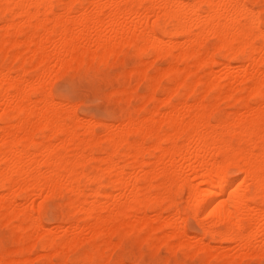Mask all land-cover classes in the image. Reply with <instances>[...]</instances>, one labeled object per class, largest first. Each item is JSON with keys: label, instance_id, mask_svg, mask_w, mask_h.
I'll list each match as a JSON object with an SVG mask.
<instances>
[{"label": "bare ground", "instance_id": "6f19581e", "mask_svg": "<svg viewBox=\"0 0 264 264\" xmlns=\"http://www.w3.org/2000/svg\"><path fill=\"white\" fill-rule=\"evenodd\" d=\"M262 13L264 0H0V220L16 242L0 264H27L36 247L47 264H81L70 251L84 242L79 259L111 264L107 249L129 234L206 262L264 255V105L253 104L264 88ZM125 46L153 57L123 72L149 89L141 111L101 135L94 117L74 114L76 101L73 110L56 99L51 80ZM159 59L166 66L150 73ZM125 86L111 90L132 98L136 84ZM223 99L237 107L219 115ZM59 195L54 229L44 216ZM226 241L239 252H225Z\"/></svg>", "mask_w": 264, "mask_h": 264}, {"label": "rangeland", "instance_id": "374dc122", "mask_svg": "<svg viewBox=\"0 0 264 264\" xmlns=\"http://www.w3.org/2000/svg\"><path fill=\"white\" fill-rule=\"evenodd\" d=\"M259 7H261V6H258V8ZM212 42H214V39L210 38L208 40V43L210 44ZM152 58L153 57L150 55L149 56L148 55H143V56L137 55L134 52L133 48H131L129 46H125L123 49H121V51L119 52V54L117 56H114L112 59H110L107 62H95L92 65L73 67V69L72 68L63 69L64 71L63 70L56 71V74L58 73L59 77L57 75H54V73H53L54 78H52L53 76H51L50 78H52V80H54V82L49 78L51 80V83H53V85L51 84L52 90H51V88H50V90L52 91L53 95L56 97L57 100L58 99L60 101L64 100V102H67L69 100L67 102L68 104L66 103V105H68L67 106L68 108H70V105H71V107H73L71 109L75 110L74 106L76 108V105L73 106L72 102H74V104H75V101H76V104H79V105H77L76 110L73 111L74 114L76 116H78V114H79V116H80L79 118L82 120H84L83 118L86 117L85 121L87 120V118L89 120H91L92 117H94L93 120H94V123L96 122V124H97L96 125L97 126V132L98 133L101 132V135H102V133H104L103 131L105 129V124H109L110 122L117 123L121 120L122 115L125 112L135 111L138 109L139 100H140L141 96L144 95L149 89V81L148 80L140 81L142 79H140L137 75L134 74L132 76H129V75H127V73L133 66L142 63L144 61V59L149 60ZM159 64H161V65H159ZM165 64H167L166 59L157 60L155 65L150 69V73L155 72L154 70H156L159 67H165L166 66ZM219 68L220 67L218 66L217 69H219ZM125 69H126V71H125ZM65 70H66V73L63 74V72H65ZM123 72H127V73L123 74ZM91 75H92V78H91ZM126 75L129 76L130 78L126 77ZM56 76H57V78H55ZM124 76L126 77L125 81L127 83L124 81ZM96 79H98V80H96ZM132 79H134V80H132ZM164 80L162 81V87H164L168 84V81L167 80L164 81ZM132 81L136 84L135 87L133 86L134 83ZM49 83H48V85H50ZM120 86L122 88H120ZM123 86H125L126 88L131 87V86L134 87L135 92H134L132 98L123 97L120 94H119L120 96H118V93L117 94L114 93L115 91H113V90L115 88H112V87H116L117 88L116 90L118 92V91H120V89H123ZM48 87H50V86H48ZM109 89H110V91H109ZM111 89H113V90H111ZM134 95H135V98H137V99H135V98L133 99ZM159 95H161V97L164 96L162 92L159 93ZM118 97H119V99H118ZM120 97L124 98L123 100H126V102L124 103L122 101V98L120 100ZM223 101H220V103L217 104V106H218L217 113L219 115L228 114V113L234 111L233 109H236L237 106L235 104H233L231 101H229V100L226 101L224 99H223ZM226 103H228V104L231 103V104L228 106V104H226ZM156 104H157V100L150 101L147 105V109L154 107ZM117 107H118V109H116ZM228 108L232 109V111L227 110ZM225 110H226V112H225ZM139 111H141V110H139ZM77 112H78V114H76ZM118 114H120V115H118ZM82 115H84L85 117ZM115 115H116V117H115ZM87 116H89L91 119ZM118 116H120V117H118ZM100 121H103V123H101ZM114 121H116V122H114ZM103 136H104V134H103ZM64 197L66 199H64ZM178 199H180V200H178ZM66 200H67V195L55 196L52 200H50L48 208H47V212L44 216L45 223L47 224L48 227H51V228L53 227L54 229L57 228V226H53V224L55 223L54 225H57L60 223L61 217H62V209H63V206H64ZM177 201L179 203V206L182 207L185 203L184 196L179 193L177 195ZM53 207H56L57 209H55ZM188 220L189 221H187V223H186L188 231L190 233H192V232L193 233H199V231L201 230V227H200L199 223L197 222V220L193 217H189ZM13 230H14V228L12 226H10V224L4 222L3 220H0V250L3 248L8 249L10 247L11 248L15 247L16 242L13 240V234H14ZM115 236L116 237L114 239L117 240L119 235L117 237V234H115ZM6 239H8V241ZM10 240H12V241H10ZM214 243H216V244H214ZM212 244L221 245L220 243H217L214 241H212ZM232 244L233 243L230 241L223 242L222 245L226 246L225 252L230 251V253H231V251H232V253L233 252L238 253L239 251L238 252L235 251L236 249L233 248L234 244H233V246H232ZM162 245H164V246H162ZM153 247L155 248V244L151 245L149 243H142L135 237V235L129 234V235L125 236L122 244L116 246V248L113 246L110 247V249L108 248L106 251V255L108 256V254L110 253L109 254V255H111L110 259L113 258L112 260H117L120 256L125 255L124 257L126 259V262L127 263L129 262L128 264H142V262H147V264L148 263L151 264V262H153V261L158 262L157 264H164L166 262L169 264H173V262H176V261H179L180 264H184V262H187V261H189L188 264H210V263L211 264H250V262H253L251 264H260V261L264 260V255H262L260 257L259 255L253 256L254 254L253 255L247 254L249 256L241 259L242 255L240 256V254H239L240 252H239L238 254H235L234 256L225 257L226 259L222 258V257H219V258L214 257V259H213V257H211L210 260L206 262V260H207L206 258L208 256H205L202 252H196L194 250L193 251L196 253L191 255V253L193 252L192 249H189V250H185V249L171 250L170 249L171 250L170 251L171 253H170L169 250L167 249V246L163 243H161V245L159 246L160 248L158 246H156L158 248L154 249ZM162 247H163V249H161ZM89 248H90V244L88 242H84L83 244L78 246L76 249H72L70 251V256L73 259L76 258L78 260V262L81 263L83 261L81 259H79L80 256L82 255L83 252H85V250H87ZM111 248L113 250L115 248V250L113 251V250H111ZM179 250H180V252H179ZM33 251L29 252L27 254L28 255V263L27 264H45L47 262V261L45 262V260H47V259L43 258L40 255H39L40 257L39 256L37 257V254H35L38 252H39V254H41L40 251L43 252V250H41L39 247H36ZM109 251H112V252H109ZM116 251H117V253H115ZM173 251H175V252H173ZM188 253H190V254H188ZM167 254H169V255H167ZM177 254H179V255H177ZM245 256H246V254H245ZM187 257H189V258L186 261ZM239 257H240V259H239ZM216 258H218V259H216ZM52 259L54 260L53 262H55V263L60 262V258L58 256L57 257L53 256ZM36 260H39V261H36ZM190 262H192V263H190ZM84 264H91V263L84 262Z\"/></svg>", "mask_w": 264, "mask_h": 264}, {"label": "snow or ice", "instance_id": "6c2138e0", "mask_svg": "<svg viewBox=\"0 0 264 264\" xmlns=\"http://www.w3.org/2000/svg\"><path fill=\"white\" fill-rule=\"evenodd\" d=\"M262 17H264V13H262ZM262 28H264V22H262ZM253 104H260V105H264V88H262L261 93L259 94V96L257 98L253 99ZM243 183V182H242ZM243 206V205H242ZM219 207V205H216L215 207L212 208V210L210 212H208L209 216H212L213 213L216 211V209ZM194 212L197 211V209L194 207L192 209ZM199 214V213H198ZM69 264H71V262H69ZM81 264H84V262H81ZM91 264H99V262L93 261L91 262ZM111 264H120L119 261H115L113 260L111 262ZM125 264H127V262H125ZM142 264H147V262H142ZM151 264H157V262L153 261L151 262ZM173 264H180L179 261L173 262ZM184 264H188V262H184ZM260 264H264V260L260 261Z\"/></svg>", "mask_w": 264, "mask_h": 264}]
</instances>
